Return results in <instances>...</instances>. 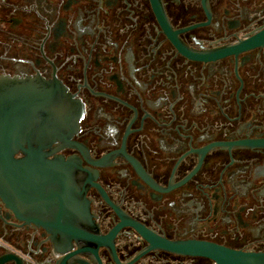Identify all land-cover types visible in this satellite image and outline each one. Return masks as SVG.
I'll return each instance as SVG.
<instances>
[{"label":"flooded vegetation","instance_id":"obj_1","mask_svg":"<svg viewBox=\"0 0 264 264\" xmlns=\"http://www.w3.org/2000/svg\"><path fill=\"white\" fill-rule=\"evenodd\" d=\"M3 77L79 103L48 160L72 159L55 227L81 234L0 200V264H214L159 241L264 253V0H0Z\"/></svg>","mask_w":264,"mask_h":264},{"label":"water","instance_id":"obj_2","mask_svg":"<svg viewBox=\"0 0 264 264\" xmlns=\"http://www.w3.org/2000/svg\"><path fill=\"white\" fill-rule=\"evenodd\" d=\"M37 82L0 78V200L19 220H29L43 226L50 234L61 233L71 239L80 236L81 232L58 226L63 223L62 218L69 212L71 204L74 205L70 189L64 186L69 177L65 169L71 166L72 159L55 155L51 161L48 158L57 151L51 149V145L56 141L66 144L75 130L79 103L59 84ZM27 86H36L39 92L25 93L23 88ZM38 117L40 131L24 132V121ZM36 141L40 148L34 149L31 144ZM26 143H29L27 149L23 148ZM18 153L23 157L16 159ZM38 168H45L44 173ZM54 183L58 187L52 189ZM79 196L75 195L74 200L78 201ZM54 201L57 207L53 206ZM50 206L53 211L55 207L57 217L52 223L43 221L41 214L43 208L48 211ZM94 239L97 244L104 240ZM159 242L160 247L170 252L204 257L214 264H264V253H243L200 242Z\"/></svg>","mask_w":264,"mask_h":264}]
</instances>
